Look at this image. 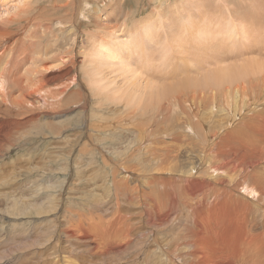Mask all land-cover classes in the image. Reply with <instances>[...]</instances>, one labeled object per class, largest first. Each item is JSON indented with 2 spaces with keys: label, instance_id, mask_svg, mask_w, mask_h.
Here are the masks:
<instances>
[{
  "label": "bare ground",
  "instance_id": "1",
  "mask_svg": "<svg viewBox=\"0 0 264 264\" xmlns=\"http://www.w3.org/2000/svg\"><path fill=\"white\" fill-rule=\"evenodd\" d=\"M125 1L109 0L101 7L100 0H0V106L4 104L7 112L12 111L9 115L6 112L7 117H0V152L5 151V146L13 145L12 140L17 134L15 129L19 130L22 124L36 120L42 107H61L66 94L70 93V97L81 96L85 80L89 84L95 83L97 87L101 79L97 75L105 72L113 60L127 62L123 57L124 53L129 54L127 50L144 51L145 35L142 33L146 32V19L139 18L141 22L134 20L138 12L135 7L130 8L132 25L119 28L118 13ZM180 1L178 3L183 0ZM188 1V4L193 2ZM251 3L246 17L239 11L241 9L236 11V17L243 16L241 20L244 23L259 20L263 26L261 34L256 31V35H251V28L236 26V34H232L231 38L239 34L241 39H250L253 46L243 47V43L240 47L229 48L217 40L219 36L215 32L209 33L207 30L205 33V27L200 31L199 26L195 24V27H191L188 19L179 17V28L173 22L176 24L175 34L177 31L180 34L174 35L180 40V48L181 44L185 49L198 47L201 54L193 53L196 55L194 60H184L183 66H173L169 60L168 69L162 65L167 71L172 68L168 75H165L166 70L164 73H151L146 78L141 77V81L137 76V80L133 78V71L131 77L134 81L131 80L122 89L104 91L97 87L95 100L98 102L111 100L112 104L123 98L128 104V101L141 102V137H137V140L140 139L141 169L136 166V172L132 170L133 173L141 172L144 177L141 184H129L116 177L117 180H113L115 188L119 187L122 191L116 194L115 199L111 198L115 207L108 216L82 217V213L77 226L59 230L58 234L65 238H79L81 245H84V252L78 257L62 255L61 264H86L82 257H89H85L84 253L94 258L112 255L114 261H121L125 258L124 251L127 255L139 253L144 236L145 239L151 238L145 242L152 243L155 248L149 252V244L145 243L148 251L141 258V264H264V44L259 43L264 41V8H252ZM114 5L118 12L115 9L113 18L112 13L108 12L112 9L108 7ZM209 6L206 4V7ZM103 9L107 11L104 16L101 13ZM113 19L116 21L112 24ZM239 19L237 17V21ZM198 25H201L200 22ZM209 27L211 30L212 26ZM93 29L97 32L91 31L92 39L87 34ZM186 30L188 34H184ZM119 31L123 34L127 31L129 35L131 32L138 33V36L127 47L121 43H114L112 47L110 41L99 43L100 40L105 42L111 32L116 34ZM199 32L205 36H201V43L197 41ZM79 34L83 38L86 36L82 38V44H95V54L107 60L104 63L94 60L91 73L86 72L84 80L78 70L79 44L75 43ZM100 35L102 38L96 41ZM165 49V55H170V49L166 46ZM144 54L146 52H141V55ZM182 59L185 58L180 61ZM153 67L154 72L155 65L151 69ZM72 88L74 92L71 93ZM54 112L47 114L55 119L58 115H53ZM35 113H38L37 117ZM101 119L95 126L96 132H99V127L107 136L112 129L110 124L101 123ZM160 127L163 130L161 133ZM126 170L131 174V169ZM123 200L137 206L139 221L138 218L133 219L132 212L122 208ZM17 205L18 202L14 206ZM23 207L17 211L21 212L19 209ZM29 207L23 208L25 213H28ZM38 212H42L39 207L36 208ZM81 218L95 223L96 227L86 228ZM162 243L172 244L175 249L162 246ZM106 260L109 263L112 261Z\"/></svg>",
  "mask_w": 264,
  "mask_h": 264
},
{
  "label": "rangeland",
  "instance_id": "2",
  "mask_svg": "<svg viewBox=\"0 0 264 264\" xmlns=\"http://www.w3.org/2000/svg\"><path fill=\"white\" fill-rule=\"evenodd\" d=\"M105 1L106 0H100L101 7H103V3L107 4V2H109V0L106 2ZM136 1L138 0L125 1L124 7L122 8L121 12L118 13L120 14L118 24H121V27L119 28H128V25L131 26L133 21L130 15V8H136L135 10L138 12L136 13V19L133 17L134 20L138 21L139 18H141L140 20L146 19V32L142 33L145 35L143 36V39L145 38L143 41V44L145 43L144 51H140L139 49L130 51L126 49L129 54L124 53L123 57L127 59V62L125 61V63H119L116 60H113L111 64L112 66L110 65L106 69V71L109 70V72L103 71L97 75L99 76L98 78H101L97 83L98 90L106 91L107 89L109 91L112 89H122V87L124 88L128 86L129 83L133 82L134 79H139L141 81V77L146 78V76L151 73H164L165 70L167 71L168 69L167 63L169 60L173 66L175 64L183 66L184 60L189 59L192 61L196 58V55L201 54L198 47L196 49L193 48L194 50H191V48L185 49L182 44L181 48L179 47L180 40L176 39L177 34H180V32L177 31L179 28L178 26H180V24H178L179 20H177L179 17V19H181L184 16V18L188 19V24H192L191 27L196 24V26H199L200 31H202L205 27V33H207V30L209 33L215 32V34L219 36L217 40L223 42L224 45H227L229 48L234 46L240 47L243 45V43H245L243 47L245 45H249V47L254 45L250 42V39H241L239 34L237 37L234 36L235 38H231L234 34H236V26L251 28V35H256V31L259 34L262 32L263 26L260 22H258L259 20L255 22L247 20L248 23H244V20H241V18L243 19V16H237L238 19L240 18L239 20H241L237 21L236 11L241 9L239 11H241L246 17L248 15L247 10L251 2L252 8H264L262 5L264 4V0H253L251 2L250 0H221L220 2L218 0H191L193 2L190 4H188V0H185L187 3L183 2L184 0H181L185 5H181L182 2L180 0ZM179 1L181 3H178ZM236 1L239 2L237 3ZM256 1H258V3ZM204 2L210 6L206 7ZM244 3L246 5H244ZM253 4L255 6H253ZM200 5L202 6L200 7ZM197 6L200 9L197 8ZM217 6H221L223 9H220ZM104 7L107 6L104 5ZM114 7H108V9H112V11L108 10V12L110 11V13H112L111 17L115 16L116 12H118L117 6L114 5ZM115 9L117 10L116 12ZM179 10H182V12ZM201 10H204L203 13L206 15L203 16ZM104 11L105 10L103 9L101 12L103 16L106 15L107 12ZM124 11L127 12L125 15ZM188 12L192 13L189 15ZM181 13L183 15H181ZM201 17L204 19V21ZM191 18H194V20ZM173 20L178 27H176V34L174 32V27L176 24L173 22ZM197 20L201 25H198L199 22L197 23ZM115 21L116 19L111 20L112 24L115 23ZM124 23L128 24L123 26ZM172 23L175 25H171ZM207 25L212 26V29L210 30V27ZM78 26L80 27V23H78ZM91 31L96 34L97 30H90V34H87L93 39V34ZM171 31H173V34ZM100 33L101 31L99 30V34ZM111 33L110 35H107V40L105 42L100 40L102 38V34L96 41L100 40L99 43H109L107 41H110L112 47H114V43H121L123 47H127V45H129L131 41L136 40L138 36V33L133 32H131L129 35L127 31L124 34L120 31L116 34ZM201 33L202 32L198 33V36L201 39L198 37L197 41H200L202 40V37H205L200 35ZM184 34H188L187 30ZM85 37L86 36H84V38ZM152 37H154L156 40ZM82 38L83 35H77L75 38V43L77 42L79 44V53L77 52L79 54L78 70L82 75L81 78L84 80V77L87 75L86 72L89 73L90 71L91 73V67L94 66L92 64L94 60H100L103 63L107 60L103 58V56L95 54V44L91 45V42H84L82 44ZM251 39L253 40V37ZM152 40H154V42ZM227 41L229 43H227ZM259 43L264 44V41ZM259 43L258 45H261ZM159 44H165V46L170 49L171 54L169 55L168 53L166 56L164 53L166 50L165 46L163 48L161 47L162 45ZM91 46H94V49ZM141 52H146V54L141 55ZM193 53H196V55ZM174 58L176 59L174 60ZM181 58L185 59H182L181 62ZM147 65L150 67L147 68ZM154 65L156 69L153 72L152 70H154V67L153 69L151 68ZM160 65H165L167 69L165 67L164 70L163 66L161 67ZM159 67L161 68V71L159 70ZM52 69L54 72L55 69ZM52 69L49 72L50 75L52 74ZM170 70H172V68H169L168 71L170 72ZM168 71L165 73V75L169 74ZM131 75L134 76H132L134 79L131 77ZM136 76L138 77L137 79ZM122 82L124 83L122 84ZM125 82H127V84ZM84 83L85 86H83L82 89L84 92H82L81 96L75 95L74 97H70L69 93L63 98L61 107L54 109V107L44 106L38 110L39 119L37 117L38 113H35L37 117L36 120L27 122V125H25L26 123L22 124L21 128H18L20 131L15 129L17 134H15V139L12 140L13 145L11 147L5 146V151L3 150V152H0V155H2L0 156V264H61L60 260L62 255H75L78 257L80 253L82 254L84 252V245H81L82 241L78 240L79 238H65L64 235L58 234L59 230L77 226V223L80 222L79 216L82 213V217H86L85 215L93 216L94 218H97V216H108L111 210L115 207V203L111 200V198L115 199L116 194H120L122 191H120L119 187V190L115 188L116 185H114L115 183L113 180L116 179V177L117 179L121 178V181L123 179L124 182H128L129 184L133 182L141 184V179L144 177L141 175V170L138 171L140 173H135V169L137 167L141 169V148L138 147L140 144V139L137 140L139 137H141V112H143L142 108L140 107L141 102L139 103L138 101H135L134 103L133 101H128V104L126 99L123 98L117 103L110 104L111 100H104L103 102L105 103H101L98 102V100H95L97 98L96 91H98L96 84H89L86 80ZM119 86L121 87L119 88ZM72 92H74L73 88L71 89V93ZM6 109V105L2 104V106H0V117L1 115L3 117H7L10 113H12V111L7 112ZM262 109L259 110L262 111ZM148 110L150 109H147L146 111ZM132 111L133 115H131ZM6 112L8 115H6ZM50 112H54L53 115L58 116L53 119L49 116L50 114H47ZM17 117L21 118V115H18ZM100 119L102 120L101 123L106 122L110 124V128L112 130L107 136L104 135V130L100 129L99 127L98 129L100 133L96 132L95 126L99 123ZM63 126H65V128ZM58 128L62 129L63 132H61L60 129L58 130ZM107 128L110 129L109 127ZM138 130H140V132ZM161 132H163V130H161L160 127L159 133ZM92 133L95 135L94 137ZM88 135L90 136L88 137ZM84 141H86V143ZM135 149L139 151H136ZM120 165L122 166L119 167ZM123 168L128 170L133 169L135 172L133 173L132 170L130 174V171L127 172V170ZM16 202H18L17 207L14 206ZM124 202L121 203L122 208L126 211L132 212L133 214L136 213L135 215L131 213L133 219L136 220L135 218H138L139 213L137 206L132 204L129 205ZM21 204H23L25 207H23ZM19 207H29L30 209L28 208V213H25L23 208L19 209L21 212H18L17 209ZM37 207L41 208L42 212L36 213ZM130 207L132 208V211ZM81 219V222H84L86 228L89 227L90 229H93L96 227L95 223L91 224V221L88 222V220H85L86 218ZM86 222H88V225ZM145 240L148 241L151 240V238L145 239L144 236L141 239L142 248L138 254L131 253L127 255V252L124 251L125 254L123 256H125V258L121 261H117L119 263L113 260L112 255L111 257L99 256V258L98 256H95L94 258L92 257L93 255L84 253V256L89 258L82 257V259L84 262L86 261V264H99L102 259L103 261H101L100 264H102V262H104L103 264H141V258L146 255L147 251L149 250L150 252V250L152 251V248H155L152 243H147ZM145 243L147 245L149 244V249L146 247L147 245ZM159 243L161 242L159 241ZM162 246L175 249L172 244L162 243ZM131 257H133L132 260ZM106 258L108 260H112L114 263L112 261L109 263ZM118 260H120V257Z\"/></svg>",
  "mask_w": 264,
  "mask_h": 264
}]
</instances>
